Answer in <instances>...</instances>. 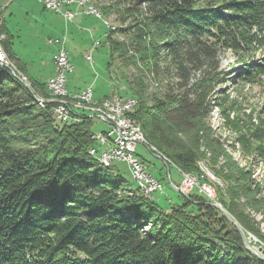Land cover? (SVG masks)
Listing matches in <instances>:
<instances>
[{
	"label": "trees",
	"instance_id": "1",
	"mask_svg": "<svg viewBox=\"0 0 264 264\" xmlns=\"http://www.w3.org/2000/svg\"><path fill=\"white\" fill-rule=\"evenodd\" d=\"M99 11H114L135 28L127 43L114 35L128 33L129 25L108 28V66L116 53L125 65L139 63L147 70L153 87L138 80L130 116L148 146L181 171L198 174L202 145L211 161L225 152L220 135L208 129L211 108L220 104V55L227 48L264 54V0H112ZM0 31L8 58L31 86L0 65V264H264L244 247L234 224L219 235L209 228L204 216L212 211L228 219L204 195L192 193L158 214L152 195L136 186V194L123 195L127 180L114 171L115 162L103 166L89 154L93 118L61 122L52 114L53 102L38 103L36 97L48 98L46 86L25 74L7 32L2 26ZM253 70L264 73V63H254ZM231 122L234 131L244 127ZM253 138L262 140L264 128ZM215 164L228 197H235L241 188L229 183L235 171L224 174ZM224 207L244 223L237 203ZM210 230L241 261L213 257L197 246L201 233Z\"/></svg>",
	"mask_w": 264,
	"mask_h": 264
},
{
	"label": "rangeland",
	"instance_id": "2",
	"mask_svg": "<svg viewBox=\"0 0 264 264\" xmlns=\"http://www.w3.org/2000/svg\"><path fill=\"white\" fill-rule=\"evenodd\" d=\"M89 1L95 7H97L96 9L98 10H101V8L104 6H109L112 3V0ZM103 16L101 17L107 22L106 24L103 21L105 26L110 29H115L116 26L120 27L129 25L131 28L129 29L128 33L123 35H114V37H116L118 41H123L125 43L132 42L135 28H132L130 19L122 20L114 11L107 15L103 14ZM95 18V16H88V18L86 17L88 21L89 19L93 21L95 20L96 22L94 23L99 25L101 23L99 17L96 19ZM2 39H4V34L0 31V44H2L4 49L3 41H1ZM45 45L41 44V38L39 39L38 37L25 38L22 36L20 38L18 37L14 39L13 42V48L15 51H19L21 54L25 55V57L29 56L31 60H38L37 64L39 62V52H42V50L45 48ZM132 53V50H129L128 54ZM253 53V55L233 53L231 49L227 48L221 53L219 66L216 69V71H219L218 83L220 85L217 88H219L218 103L220 104L213 105L211 108L208 117L210 127L208 129L209 133L215 132L217 135H220V141L225 149V152L222 153L220 151V155L217 157V159L211 161V151L202 145L200 147L201 159L198 163V169H196V172H199L198 176L202 175L208 182L211 183L215 193L213 198L200 193L198 188L190 189L186 196L180 191L174 189L171 185L173 182L171 180L173 179L176 183H179L181 180L175 169H177L180 174L182 171L171 160H169L166 155H163L157 149L155 150L153 147H150V149H154V152L159 153L160 157H156L147 147V142V146L143 143H137L135 156L145 160L147 170L151 171L156 177H159V179L161 177L163 178L161 179L164 183L163 192H155L153 197H150L154 199V201L160 207L155 210L156 214L159 212L169 211L170 207L174 204L186 202V197L192 193L204 195L209 198L206 199V202L214 201L237 222L241 229L247 233H245V235L247 238V244L250 246V248H252L258 254L264 256V252L261 250H264V157L261 156V149L256 150V146L258 145L260 148L264 149V138L262 140H255L253 138V133H255V131L257 133L262 128H264V73L254 71L253 64L264 63V54L261 50L257 49ZM92 55L95 61V67H92V69L95 71V74L97 73V70H99V72H104L106 76H108L107 62L110 59V50L108 46H106L104 43L100 44L96 49L93 50ZM11 64L12 65L9 66L14 67V63L11 62ZM93 64L94 62L91 65ZM136 65L137 67L133 66L132 64L125 65L115 53V57L110 66V76L116 85L115 94H119L121 96H131V94H134V86H137L136 84L138 83V80H141V78V82L145 83L149 87V90L152 89L153 84H151L152 82L149 79L147 70H145V73L143 72L144 65L142 66L139 63ZM77 76V72H70L67 74V79L72 81L73 78H75V80H77ZM23 77L25 78V76ZM105 79L106 77L102 74L96 83L102 86V82ZM230 79H233V81ZM150 86L152 87L150 88ZM109 89V85H106L104 92L109 93ZM45 92L47 97H54H52L50 92L48 93L47 89ZM74 93L77 92H73V94H71L68 90H66V96L61 95L57 97L65 101H74L69 96L74 95ZM62 96L64 97L62 98ZM68 96L69 98L67 99ZM44 99L46 98L36 97L37 102L41 105L45 103L43 102ZM94 99V101H100L101 99H105V97H94ZM232 99H235L236 102L231 103ZM96 103L97 102L91 104L89 107H97L99 102L97 104ZM135 106L136 104L131 109L132 112L134 111ZM227 114H229L228 117ZM234 120L235 123L238 120L244 125V127H241L240 131H234V123L231 122ZM139 126V123L136 121V131L138 133V137L145 139L143 133L141 132V127ZM255 126L256 129L252 130ZM108 128V123L100 119L93 118L92 130L94 132L97 133L102 130H107ZM204 129L208 130L207 128ZM205 132L206 131H204L203 134H205ZM242 136H245V138L238 141V138ZM92 156L97 157L96 154ZM164 158L168 159L170 162ZM213 161H215L216 167L224 169V174L228 175L231 173L232 171L230 169L235 171L233 180H231V178L229 180V183L232 187H241L240 190L236 192L235 197H228V186L222 180L221 173H214L212 170ZM113 168L114 171L117 170L127 180L123 182V185H125L126 188L122 189L120 192L125 196L136 194L131 189L132 186H136V181L133 178L128 165L125 162H115ZM167 169L171 171V180L168 176ZM240 174V179H238L237 176ZM203 177L201 179H203ZM216 196L219 197L220 200H216ZM221 202L224 206L227 202L237 203L238 207L240 208L239 215L243 218L244 223L241 222V220L239 221V219H236L233 213L229 212L221 204ZM204 217H206L205 220H207L209 228L213 231L215 229L214 233L217 235H219L218 233L220 232H227V230L231 227L234 229L233 223L231 224L229 220L227 223L224 222L222 219H219L216 215H214L213 211L209 214H206ZM145 223H147V221ZM146 228H148V225ZM211 230L208 231L209 234L201 233L199 236L200 239L197 242V246H202L203 249L213 257L218 255V257L223 260H228V258H230L241 261L242 256L233 253L229 248H227L217 236L213 235V232L211 233ZM241 240L244 245L242 237ZM244 247L246 246L244 245ZM250 252L253 253L252 251ZM253 254L257 256L255 253Z\"/></svg>",
	"mask_w": 264,
	"mask_h": 264
},
{
	"label": "built area",
	"instance_id": "3",
	"mask_svg": "<svg viewBox=\"0 0 264 264\" xmlns=\"http://www.w3.org/2000/svg\"><path fill=\"white\" fill-rule=\"evenodd\" d=\"M42 2L45 8L59 12L63 15L65 20H71L77 13L76 10L65 8V6L76 5L78 8L82 7L83 11L87 14H93L99 18L98 12L95 9L87 5L83 0H39ZM60 37H50L48 40L51 44L57 46L56 51L53 54L54 71L45 82V86L60 87L66 89L67 74L73 71V65L69 60L68 53L65 46H60ZM99 39H94L90 50L85 54L87 61H94L92 52L100 44ZM0 65L6 66L3 58L0 55ZM9 68V66H6ZM93 94V85L89 84L84 89L79 91H69ZM45 102H53L52 114L61 122H68L71 119L79 120L82 115H86L91 118H97L108 123L109 128L99 132L92 130L91 138L94 141V145L88 150L89 153H95L105 160H112L114 162H125L133 175L137 184H140L141 189L144 192L153 194L155 192H163L164 183L161 179L152 175L147 170L146 162L143 158H137L135 156L137 143H143L147 146L146 140L138 137L136 132V120L130 116L131 104H136L137 99L133 96H121L119 94H111L105 96V105L101 108H88L87 110H76L70 104H60L59 98H47ZM150 149V146H147ZM165 159V158H164ZM168 160V159H165ZM169 161V160H168ZM170 162V161H169ZM202 175L188 171L181 172V180L179 183L172 182L171 185L175 189L178 187L185 196L188 191L193 188H198L199 192L213 198L215 193L211 186V183L206 179H201ZM210 183V184H209ZM177 190V189H176Z\"/></svg>",
	"mask_w": 264,
	"mask_h": 264
},
{
	"label": "crops",
	"instance_id": "4",
	"mask_svg": "<svg viewBox=\"0 0 264 264\" xmlns=\"http://www.w3.org/2000/svg\"><path fill=\"white\" fill-rule=\"evenodd\" d=\"M65 8L77 11L76 15L71 20L67 21L61 13L45 8L39 0H0V26L7 32L14 59L22 65L27 76L37 83L43 84L45 87L46 79L52 75L54 71L53 54L57 49V46L51 44L48 39L50 37L65 36L63 37V39H65L64 45L69 60L73 65V71H71V73H78L77 80H75V78H73V80L71 79L72 81L67 79L66 88L68 91H79L89 84H92L93 96L95 98H103L114 94L116 92V85L110 76L111 70L108 64V76H106L104 72H99V70H97L95 74V71L92 69V67H95V61H93L94 64L91 65L92 63H89V61L85 59V54L90 50L94 39H99L101 41L100 44L104 43L110 50L107 41L108 27L105 26L101 18H99L101 21L99 25L94 23L96 22L95 20L89 19L88 21L86 17L88 18V16L95 15L85 13L82 7L78 8L73 4L65 6L64 9ZM95 17L98 18L97 16ZM22 36L25 38L38 37L39 39L41 38L42 45L46 44L42 52H39L38 64V60H31L29 56L25 57V55L21 54L19 51L17 52L14 50V39ZM102 74L106 79L103 80V85L101 86L98 85L96 81H98ZM106 85H109V93L104 92ZM175 170L181 179V174L177 169ZM167 173L171 180V171L167 169ZM152 175L155 176L153 173ZM171 181L175 182L173 179Z\"/></svg>",
	"mask_w": 264,
	"mask_h": 264
},
{
	"label": "bare ground",
	"instance_id": "5",
	"mask_svg": "<svg viewBox=\"0 0 264 264\" xmlns=\"http://www.w3.org/2000/svg\"><path fill=\"white\" fill-rule=\"evenodd\" d=\"M83 1H85L86 3H87V5H90V6H92L94 9H95V12H98L99 14H100V12H99V10L98 9H96L97 7H95L89 0H83ZM100 16H101V14H100ZM103 21L107 24V22L103 19ZM2 33V32H1ZM64 40L65 39H63V38H60V46H65L64 45ZM1 41H3V39L1 40ZM1 43V42H0ZM0 55H1V57L3 58V60H4V62L6 63V66H9V65H12L11 64V62L9 61V59H8V57H7V54H6V52H5V50L3 49V47H2V44H0ZM91 63H93V61H90ZM10 67H12V66H9V68ZM14 70H16L14 67H12ZM17 74L19 75V79L21 80V81H23V83H27V81L25 80V78L20 74V73H18L17 72ZM46 89H47V91H48V93L50 92L51 93V95H52V97L54 96H56L55 98H58L57 96H61V95H65L66 94V89H61L60 87H49V89L47 88V86H46ZM54 95H53V94ZM71 94H73V92L71 93ZM66 96V95H65ZM70 96V98H72L74 101H65V100H63V99H60L59 98V103L60 104H70L73 108H75L76 110H87L88 108H101V107H103L104 105H105V99H101L100 101H94L95 99H94V96H93V94H86V93H79V92H77V93H74V95H69ZM69 96L67 97V99L69 98ZM132 96V95H131ZM53 97V98H54ZM64 96H62V98H63ZM134 97V96H133ZM49 98V97H48ZM41 99V98H40ZM47 99V98H46ZM66 99V100H67ZM70 100V99H69ZM43 102H45V99L43 100ZM95 102H99L98 103V105H97V107H89L91 104H93V103H95ZM96 103V104H97ZM95 104V105H96ZM135 104H131V109L133 108V106H134ZM140 127V126H139ZM137 132V131H136ZM142 132V131H141ZM137 135H138V133H137ZM141 138V137H140ZM143 139V138H142ZM90 154H92V155H94L95 153H90ZM98 156V159H99V162L102 164V165H104V166H110L112 163H114V161H112V160H105V159H102V157H99V155H97ZM136 188L142 193V194H144V195H151L150 193H147V192H144L142 189H141V186H140V184H137L136 183Z\"/></svg>",
	"mask_w": 264,
	"mask_h": 264
},
{
	"label": "water",
	"instance_id": "6",
	"mask_svg": "<svg viewBox=\"0 0 264 264\" xmlns=\"http://www.w3.org/2000/svg\"><path fill=\"white\" fill-rule=\"evenodd\" d=\"M9 69H10V71H11L16 77L19 78V75L17 74V71H16V70H14L12 67H10ZM24 84H25L29 89H31V87L29 86L28 83H24ZM153 154H154L156 157H160L159 153L153 152ZM175 189L178 190V187H175ZM209 203L212 204V205H214V206H216V207H218V208H220V206H219L218 204H216L214 201H210ZM220 210H221L222 213L227 217V219H228L231 223H233V224L235 225V227L238 229V231H239V233H240V235H241V237H242V239H243L244 245H245L250 251H252L253 253H255L259 258H261L262 260H264V256H262V255L258 254L257 252H255V251H254L252 248H250V246L247 244V238H246L245 232L243 231V229H241V227L237 224V222H236L231 216H229V215L226 213V211H225L224 209L220 208ZM261 250H262V252H264L263 249H261Z\"/></svg>",
	"mask_w": 264,
	"mask_h": 264
}]
</instances>
